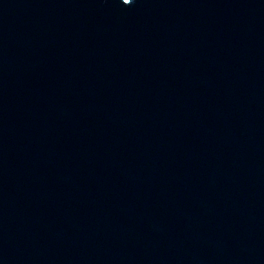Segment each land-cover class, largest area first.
Segmentation results:
<instances>
[{"label": "water", "instance_id": "water-1", "mask_svg": "<svg viewBox=\"0 0 264 264\" xmlns=\"http://www.w3.org/2000/svg\"><path fill=\"white\" fill-rule=\"evenodd\" d=\"M0 264H264V0H0Z\"/></svg>", "mask_w": 264, "mask_h": 264}, {"label": "snow or ice", "instance_id": "snow-or-ice-1", "mask_svg": "<svg viewBox=\"0 0 264 264\" xmlns=\"http://www.w3.org/2000/svg\"><path fill=\"white\" fill-rule=\"evenodd\" d=\"M123 3L128 4L129 0H123Z\"/></svg>", "mask_w": 264, "mask_h": 264}]
</instances>
